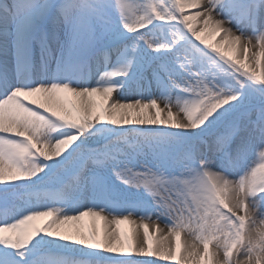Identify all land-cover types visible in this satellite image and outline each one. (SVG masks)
<instances>
[{
	"label": "snow or ice",
	"instance_id": "6c2138e0",
	"mask_svg": "<svg viewBox=\"0 0 264 264\" xmlns=\"http://www.w3.org/2000/svg\"><path fill=\"white\" fill-rule=\"evenodd\" d=\"M157 256L264 264V0H0V264Z\"/></svg>",
	"mask_w": 264,
	"mask_h": 264
},
{
	"label": "bare ground",
	"instance_id": "6f19581e",
	"mask_svg": "<svg viewBox=\"0 0 264 264\" xmlns=\"http://www.w3.org/2000/svg\"><path fill=\"white\" fill-rule=\"evenodd\" d=\"M204 35H205V38L208 40V36H209V35H208V34H204ZM97 78H98V76L92 78V84H93V86H95V79H97ZM113 95H116V93L114 92ZM124 95H129V93H128V92H125ZM36 98L42 102V98H41V97L37 96ZM41 111H43V109H41ZM41 210H43V209H41ZM82 210H83V209H82ZM70 214H71V213H70ZM46 219H47L46 217H45V218H40V219L34 221L33 223H35V224H42ZM77 223H78V225L81 226L84 230H87V229L91 228L93 225H95V227H96L98 230H100L101 225H102L103 222H102L98 217H96V218H94V217H83V218L81 219V221H79V222H77ZM114 227H115L114 225H109V228H110V229H111V228H114ZM119 227H120L122 233H125V234H127L129 237H131L134 228H136V225L129 224V223L125 222V223L121 224ZM160 227H161V228H164V224L161 223ZM139 231H140V233H141V235H142V233H143V229L141 228V229H139ZM165 231H166V229H165ZM150 232H151V229H150ZM155 238H156V240H157V242H158V240H159V235L156 234V237H155ZM148 258H149V259H154V260H156V261L158 262V264H169V263H170V261H165L162 257H159V256H157V257H148Z\"/></svg>",
	"mask_w": 264,
	"mask_h": 264
},
{
	"label": "rangeland",
	"instance_id": "374dc122",
	"mask_svg": "<svg viewBox=\"0 0 264 264\" xmlns=\"http://www.w3.org/2000/svg\"><path fill=\"white\" fill-rule=\"evenodd\" d=\"M202 34H203V35H204V34H208V35H209V36H208V41H209L210 43H214V42H215V38H214V36H213L211 30H209L207 33H202ZM226 51H229V50H226ZM229 54H231L230 51H229ZM254 70L257 72L258 75L260 74L261 69H260L259 66H256V67L254 68ZM151 111H152L153 113L155 112L154 109L151 110ZM169 264H174V262H173V261H170Z\"/></svg>",
	"mask_w": 264,
	"mask_h": 264
}]
</instances>
